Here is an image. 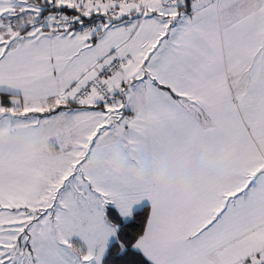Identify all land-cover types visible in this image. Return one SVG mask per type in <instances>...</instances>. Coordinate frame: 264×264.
Wrapping results in <instances>:
<instances>
[{
    "label": "snow or ice",
    "instance_id": "1",
    "mask_svg": "<svg viewBox=\"0 0 264 264\" xmlns=\"http://www.w3.org/2000/svg\"><path fill=\"white\" fill-rule=\"evenodd\" d=\"M0 264H264V0H0Z\"/></svg>",
    "mask_w": 264,
    "mask_h": 264
}]
</instances>
